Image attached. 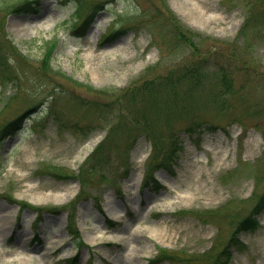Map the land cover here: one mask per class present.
<instances>
[{
  "label": "rangeland",
  "instance_id": "obj_1",
  "mask_svg": "<svg viewBox=\"0 0 264 264\" xmlns=\"http://www.w3.org/2000/svg\"><path fill=\"white\" fill-rule=\"evenodd\" d=\"M14 1L0 0V126L33 109L0 143V264H264V208L227 240L264 195V0H84L77 30L76 0ZM196 61L206 82L187 96L174 76ZM220 67L224 109L210 101ZM152 136L178 150L147 176Z\"/></svg>",
  "mask_w": 264,
  "mask_h": 264
},
{
  "label": "trees",
  "instance_id": "obj_2",
  "mask_svg": "<svg viewBox=\"0 0 264 264\" xmlns=\"http://www.w3.org/2000/svg\"><path fill=\"white\" fill-rule=\"evenodd\" d=\"M34 1L35 0H18L15 2H11L9 4H5L3 7L5 9L20 12L22 10H28V9L32 8V3ZM76 1L78 2V7L76 8L75 13H77V15L79 17H81L80 15H83V16L80 19L77 17L75 18V20H74L75 23L73 25V28L75 30L81 28L82 25H86L89 23V19L87 17L88 14H83L85 11L84 0H76ZM76 21H78L77 24H76ZM120 27H119V29H121ZM117 29L118 28L111 29V32L109 33V35H112L113 33L117 32L118 31ZM106 36H107V34H106ZM55 44H56V40H53L52 42L46 43V47H45V50L43 53V57L41 58V61H40V68L44 71H49L52 68L51 65L49 64V61H50L52 50H53ZM5 57H6V55H4V53L0 52V66H2ZM8 70H9L8 67H0V86L5 85V80H7ZM218 73H219L218 77H220V84L221 85L218 88V90L210 92V94H211V100L210 101H211V103L216 104V107H217V105L219 107H221V108L217 107V109H224L226 102H224V100L222 99V96L225 94H230V93L232 94L233 93L231 91L232 83H231L229 76H228V74L224 68H222V67L218 68ZM14 77L16 78V76H14ZM183 79L187 80V82L189 83V87H187L185 90L187 96H188V94H191L192 91H198L201 88H203L204 87L203 85L205 84L206 80L204 79V70L201 66V63H198L196 61L195 63L191 62L190 64H185L184 66H182V68L180 70V75L174 76V81L177 82V81H181ZM175 82H171V83H175ZM153 87L156 90V88H157L156 85L151 86V90L153 89ZM154 95H155V93H154ZM154 95H153V98L151 97L152 95H148L147 102L149 103V105L153 106V108L156 109V105H158L159 102L157 101V99L155 98ZM11 102L12 101L9 98H7L4 106L8 107ZM149 105H147V106L149 107ZM147 106L145 107L146 111L144 112L146 114L145 117L150 115V114H148ZM32 109L33 108H30V109L28 108V109L23 110L22 112L17 113L14 117L8 119V121H6L5 123H3L0 126V143H1V141H3V139L6 136L14 134L23 125V122H24L23 120H25L26 115ZM153 111H155V110H153ZM171 114L172 113L169 111V117L165 118V119H169ZM166 122L169 123V121H166ZM76 125H78V124H76ZM115 126H120V124H117ZM148 126H149V121L145 120L144 121V128L147 129ZM76 127H78V126H76ZM84 127H89V124L84 125ZM185 129L188 131L193 130L191 128V125H189ZM114 130H115L114 125L109 127L108 134H107L108 140L112 139ZM117 130L118 129H116L115 131H117ZM105 139H103L96 146V149L94 152V154H98L99 156L104 157V158H106V156L100 155V153H101V148L104 144ZM175 142H176V139L171 140L170 142H168L164 146H160L157 138L154 136L151 137L152 147H151V151H150L149 156L152 154L157 155L159 153V161L156 162L155 166H151L150 163L147 164V169H148L147 170V176L151 175V169H153V168L165 167V168L169 169L171 167L172 162H173L172 160L176 156L177 150H178V148H177L178 145ZM125 157L127 158V155ZM90 162L93 163L94 165H98V166L101 165V163L98 162L97 160H93V161L91 160ZM0 167H1V162H0ZM63 175H65V174H63ZM79 177L81 179V175H79ZM255 194H256V192L254 193V195ZM263 208H264V195H259L258 197L256 196L255 201L253 202V204L251 206L250 212L238 221L236 229H233L231 231L227 240L229 242H233L234 245L238 246L241 243L239 241L238 236H237L238 231L242 230V229H254V227L258 224L257 219L254 218V215L258 214ZM206 214L212 220V216H213L212 211L207 210ZM72 221H73V219L70 218L69 225L72 223ZM167 253L168 252H163L162 250L161 251L158 250L157 254L155 255V258L157 260L158 259L161 260L165 256L170 257ZM186 254L187 253L181 252V255L177 254V256L181 257L182 259L186 258V257L188 258V254L187 255ZM205 255H206L205 252L201 253V256H205ZM227 255H228V252H226V250H223V248H221L217 252H214V253L209 252L207 254V257L210 258L211 261L216 262L220 256L225 258Z\"/></svg>",
  "mask_w": 264,
  "mask_h": 264
},
{
  "label": "bare ground",
  "instance_id": "obj_3",
  "mask_svg": "<svg viewBox=\"0 0 264 264\" xmlns=\"http://www.w3.org/2000/svg\"><path fill=\"white\" fill-rule=\"evenodd\" d=\"M91 51H93V50H91ZM90 61L92 63H94L95 62V57L90 58ZM94 144H95V139H91V140L87 141V143L83 146L84 151H87V149L93 147ZM150 227H152V226L151 225L148 226V229H150ZM150 230H154V227H152V229H150ZM97 237H99V236H97ZM89 240H90V243L93 242V239L92 238H90Z\"/></svg>",
  "mask_w": 264,
  "mask_h": 264
}]
</instances>
